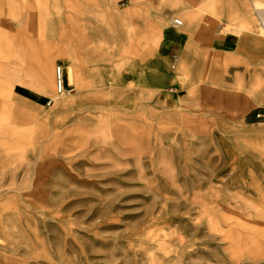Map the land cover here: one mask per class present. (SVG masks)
Listing matches in <instances>:
<instances>
[{
  "label": "rangeland",
  "instance_id": "374dc122",
  "mask_svg": "<svg viewBox=\"0 0 264 264\" xmlns=\"http://www.w3.org/2000/svg\"><path fill=\"white\" fill-rule=\"evenodd\" d=\"M26 1L48 41L71 35L81 61L87 49L108 73L120 59L130 68L36 104L13 94L36 88L28 64L1 61V75L21 81L0 82V264H264V46L242 28L243 1L221 0L224 18L201 13L202 26L175 28L163 46V30L144 32L158 11L180 18L181 0H145L133 37L102 48V60L93 32L120 33L114 11L48 0L43 15ZM13 27L0 0V29ZM156 59L174 75L181 67L178 95L142 83L137 71Z\"/></svg>",
  "mask_w": 264,
  "mask_h": 264
},
{
  "label": "crops",
  "instance_id": "0c3cea01",
  "mask_svg": "<svg viewBox=\"0 0 264 264\" xmlns=\"http://www.w3.org/2000/svg\"><path fill=\"white\" fill-rule=\"evenodd\" d=\"M72 2L71 6L83 5L84 3L90 2V0H82V2H75V0H67ZM97 3V7L101 9H109L116 13V22L121 24L122 31L118 34L110 33L107 31L106 36L101 32L102 27L99 28L100 31H94L93 41L99 46L101 51L99 52L98 60H102V48L105 50V54H108V49L119 45L120 38H130L133 37L131 31V20L140 7L141 3L145 0H129L130 6L125 10L121 11L118 9L117 0H93ZM149 0V4H151ZM243 1V23L246 24L242 28L249 29L253 33L256 45L264 46V0H242ZM39 8H43L41 12L43 15H48L47 8H49L48 0H39ZM37 2V3H38ZM56 0H52V3ZM249 2V9H248ZM29 3L26 0H6L7 15L15 21L16 28H11L9 31H4L0 29V82L16 84L20 82V78L16 74H10V78L1 75V61L4 59H13L18 63L28 64L30 71L34 73L36 77V88L28 84L22 85L18 84L17 87L13 86V94L20 95L26 103H39L42 101L44 94L51 92V98L57 102L60 101L61 95H57L55 89V67L60 66L62 71V77L64 84L66 86H72L75 89L83 87H95L104 85L110 82L111 79L117 77L122 72L128 70L130 66L126 63L128 60L120 59L114 64L115 73H108L105 67L100 68L97 65L90 64L92 58L87 49H84V57L82 61L79 57V52L81 46L77 43L78 39H74L71 35H57V38H53L52 41L47 40V32L50 31L47 24H44L43 18L41 17V25L33 24V18L30 17L32 13L27 11ZM174 6H178V12L180 13V19H182L183 25L186 23L193 24L195 27L202 26L201 13H208L214 18L222 17L224 18L228 12L225 11V4L221 0H181L175 3ZM229 4H226L228 7ZM53 8H58V3L53 5ZM250 12L253 13L252 17L249 16ZM157 16L154 20L149 23L146 27L144 33H148L150 28L157 27L163 30L165 36L162 37V45L167 46L169 43L168 38L180 35L181 32L175 28H180L181 26H175L171 23L172 18L170 13L166 14L162 11L157 12ZM183 15H182V14ZM249 13V14H248ZM128 14V15H126ZM130 16V19L129 17ZM256 18V19H255ZM102 20V19H101ZM47 21V20H46ZM229 22V20H227ZM25 22V23H24ZM46 23V22H45ZM21 28H18L20 26ZM250 25L251 28H247ZM24 28V29H23ZM136 31V29L134 28ZM145 35V34H144ZM226 38L214 37L212 40V45L217 48L224 49V42ZM105 40V42H104ZM107 40V42H106ZM121 42V41H120ZM185 42V41H184ZM182 44L183 41L181 42ZM175 46V45H171ZM170 47V48H171ZM169 48V49H170ZM264 49V48H262ZM260 57L264 59V51L259 52ZM167 56L172 63L173 57L177 54L172 51H167ZM185 59V51H183L181 60ZM28 60V61H27ZM160 60V59H159ZM133 61V60H132ZM157 59L154 62V66L148 67L146 70H138L137 73L140 74V78L143 84H145L151 90H159L164 92L165 95L171 98L173 95H178L177 87L181 85L176 76H180V70L175 71V74L171 71H166L163 68L156 67ZM160 63V61L158 62ZM157 63V64H158ZM130 65L132 63L130 62ZM14 71V69H13ZM179 72V73H178ZM116 75V76H115ZM182 78V77H181ZM184 78V77H183ZM35 88V90L33 89ZM10 89V88H5ZM0 88V94H2ZM4 93V92H3ZM264 211V210H263Z\"/></svg>",
  "mask_w": 264,
  "mask_h": 264
},
{
  "label": "bare ground",
  "instance_id": "6f19581e",
  "mask_svg": "<svg viewBox=\"0 0 264 264\" xmlns=\"http://www.w3.org/2000/svg\"><path fill=\"white\" fill-rule=\"evenodd\" d=\"M181 21V25L179 26H182L183 25V22L180 18H177ZM174 18H172L171 20V23L175 26H177L176 24H174L173 22ZM176 62V61H175ZM174 67H175V63H174ZM173 67V68H174ZM57 72L59 73V78H60V85H61V90L60 92L57 91ZM67 86L64 84V81H63V77H62V71H61V67L60 66H56L55 67V89H56V93L57 95H64L65 93H69L70 90L66 88ZM64 88V89H63ZM52 99V98H51ZM53 100V99H52ZM54 101V100H53Z\"/></svg>",
  "mask_w": 264,
  "mask_h": 264
},
{
  "label": "built area",
  "instance_id": "2783aa9c",
  "mask_svg": "<svg viewBox=\"0 0 264 264\" xmlns=\"http://www.w3.org/2000/svg\"><path fill=\"white\" fill-rule=\"evenodd\" d=\"M173 22H174V24H176L177 26L181 25V21H180L179 19H177V18H174ZM175 61H176V57H173V60H172V63H171V67H172V68L174 67V63H175ZM61 88H62V87H61V85H60L59 73L57 72V91L60 92ZM63 89H64V88H63ZM255 117H256V118H260V119H262L261 122L264 123V114H263V113H259V112H257V113L255 114Z\"/></svg>",
  "mask_w": 264,
  "mask_h": 264
}]
</instances>
